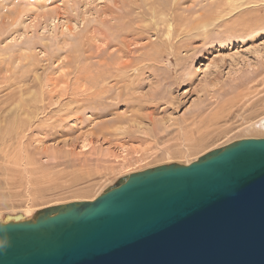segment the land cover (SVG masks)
I'll return each instance as SVG.
<instances>
[{"label":"rangeland","instance_id":"374dc122","mask_svg":"<svg viewBox=\"0 0 264 264\" xmlns=\"http://www.w3.org/2000/svg\"><path fill=\"white\" fill-rule=\"evenodd\" d=\"M246 1L0 0V224L264 138V0Z\"/></svg>","mask_w":264,"mask_h":264},{"label":"water","instance_id":"95a60500","mask_svg":"<svg viewBox=\"0 0 264 264\" xmlns=\"http://www.w3.org/2000/svg\"><path fill=\"white\" fill-rule=\"evenodd\" d=\"M0 264H264V138L0 224Z\"/></svg>","mask_w":264,"mask_h":264},{"label":"bare ground","instance_id":"6f19581e","mask_svg":"<svg viewBox=\"0 0 264 264\" xmlns=\"http://www.w3.org/2000/svg\"><path fill=\"white\" fill-rule=\"evenodd\" d=\"M245 3H247V1L246 0H231V2L229 3V10L230 11H233V10H237V8H239L240 6L242 7L243 6V4H245ZM245 13V12H244ZM227 20H229V19H227ZM242 20L243 21H247L246 20V16L244 15L243 17H242ZM203 21H204V19H203ZM203 21L201 22V28H203V30H204V32H206V31H208L207 30V28L213 23V22H208V23H205V24H203ZM223 23H226L227 21L225 20H223L222 21ZM174 24V23H173ZM171 25H172V23L171 22H169V26L171 27ZM175 27V26H174ZM174 27H173V29H174ZM172 29V30H173ZM167 30H168V28H167ZM173 32V31H172ZM171 32V28H169V32H168V35L169 34H171L172 33ZM165 34H167V33H165ZM167 36V35H166ZM157 61V60H156ZM139 65V64H138ZM143 67V66H142ZM132 73V72H131ZM108 76V75H107ZM142 76V75H141ZM134 85V84H133ZM93 108V107H92ZM226 112V111H225ZM217 113V112H216ZM216 113H213V115L214 116H210V117H208V119H203V120H200L201 121V123H196L195 124V126L194 127H192V126H188V128L185 130V132H186V134L184 133V138H183V141L184 142H186V143H188V142H191V140L194 142L195 140H200V142L202 141H204V139H205V137H208L209 138V136H211L213 133H214V131H215V129H216V127H217V125H218V123H219V120L221 119V117L220 116H218ZM220 113H223L224 114V112H220ZM227 113V112H226ZM226 113H225V115H226ZM212 115V114H211ZM223 116V115H222ZM216 122V123H215ZM257 123V122H256ZM253 124V123H252ZM256 126V127H255ZM249 127H252V126H249ZM254 128L256 129V128H258V129H264V117H262L261 119H260V122H259V124L257 123V125H254ZM248 130H249V128H248ZM252 131H253V129H251ZM251 132V131H250ZM207 138V139H208ZM246 139H249V138H246ZM242 140V139H241ZM188 141V142H187ZM193 144V143H192ZM191 144V145H192ZM184 145V144H183ZM188 145H189V143H188ZM188 148V147H187ZM190 148V147H189ZM188 148V149H189ZM189 164V163H188ZM92 187H93V185H92ZM78 192V191H77ZM86 192H88V191H86ZM63 205V204H62ZM29 211V210H28ZM30 212V211H29ZM28 213V212H27ZM26 213V214H27ZM15 217V216H14ZM23 219V218H22ZM20 219L19 218H16V221H14V222H17V221H19ZM22 221V220H21ZM6 223H9V222H6ZM5 224V223H4Z\"/></svg>","mask_w":264,"mask_h":264}]
</instances>
